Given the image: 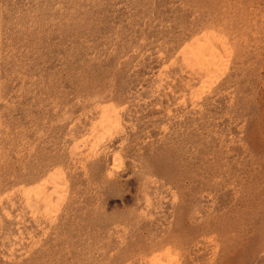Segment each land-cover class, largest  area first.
Instances as JSON below:
<instances>
[{"label": "rangeland", "instance_id": "374dc122", "mask_svg": "<svg viewBox=\"0 0 264 264\" xmlns=\"http://www.w3.org/2000/svg\"><path fill=\"white\" fill-rule=\"evenodd\" d=\"M0 264H264V0H0Z\"/></svg>", "mask_w": 264, "mask_h": 264}, {"label": "bare ground", "instance_id": "6f19581e", "mask_svg": "<svg viewBox=\"0 0 264 264\" xmlns=\"http://www.w3.org/2000/svg\"><path fill=\"white\" fill-rule=\"evenodd\" d=\"M211 54V53H210Z\"/></svg>", "mask_w": 264, "mask_h": 264}]
</instances>
